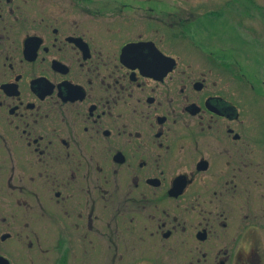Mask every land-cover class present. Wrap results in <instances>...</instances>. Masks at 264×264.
Wrapping results in <instances>:
<instances>
[{"label":"flooded vegetation","instance_id":"flooded-vegetation-1","mask_svg":"<svg viewBox=\"0 0 264 264\" xmlns=\"http://www.w3.org/2000/svg\"><path fill=\"white\" fill-rule=\"evenodd\" d=\"M93 3L0 0V264H264V101Z\"/></svg>","mask_w":264,"mask_h":264},{"label":"rangeland","instance_id":"rangeland-1","mask_svg":"<svg viewBox=\"0 0 264 264\" xmlns=\"http://www.w3.org/2000/svg\"><path fill=\"white\" fill-rule=\"evenodd\" d=\"M94 1L102 9L107 3L120 7L134 5L132 2L138 0ZM146 1L162 2L154 7L166 14L178 8V33L184 35L180 37V60L194 64L202 72H206L205 63L209 61L211 70L227 71L229 84L243 83L244 97L264 101V0Z\"/></svg>","mask_w":264,"mask_h":264},{"label":"snow or ice","instance_id":"snow-or-ice-1","mask_svg":"<svg viewBox=\"0 0 264 264\" xmlns=\"http://www.w3.org/2000/svg\"><path fill=\"white\" fill-rule=\"evenodd\" d=\"M141 55H142V54H140V53H136V52H132V53L129 54L130 59H132V60H136V59H138ZM133 66H135V65H133Z\"/></svg>","mask_w":264,"mask_h":264}]
</instances>
